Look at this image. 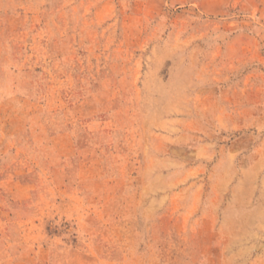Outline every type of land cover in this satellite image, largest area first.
<instances>
[{
	"label": "rangeland",
	"instance_id": "rangeland-1",
	"mask_svg": "<svg viewBox=\"0 0 264 264\" xmlns=\"http://www.w3.org/2000/svg\"><path fill=\"white\" fill-rule=\"evenodd\" d=\"M0 264H264V0H0Z\"/></svg>",
	"mask_w": 264,
	"mask_h": 264
}]
</instances>
